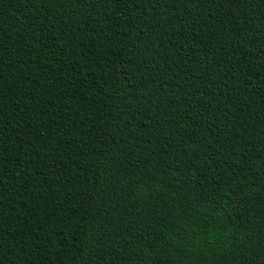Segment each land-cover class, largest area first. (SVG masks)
<instances>
[{
    "label": "trees",
    "instance_id": "16d2710c",
    "mask_svg": "<svg viewBox=\"0 0 264 264\" xmlns=\"http://www.w3.org/2000/svg\"><path fill=\"white\" fill-rule=\"evenodd\" d=\"M0 264H264V0H0Z\"/></svg>",
    "mask_w": 264,
    "mask_h": 264
}]
</instances>
